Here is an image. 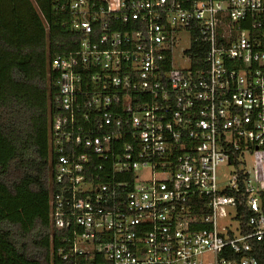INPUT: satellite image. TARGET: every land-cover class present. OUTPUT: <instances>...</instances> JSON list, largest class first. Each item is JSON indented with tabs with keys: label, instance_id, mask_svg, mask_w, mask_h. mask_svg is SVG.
<instances>
[{
	"label": "built area",
	"instance_id": "1",
	"mask_svg": "<svg viewBox=\"0 0 264 264\" xmlns=\"http://www.w3.org/2000/svg\"><path fill=\"white\" fill-rule=\"evenodd\" d=\"M60 11L76 36L49 61L52 264H259L264 0Z\"/></svg>",
	"mask_w": 264,
	"mask_h": 264
},
{
	"label": "trees",
	"instance_id": "2",
	"mask_svg": "<svg viewBox=\"0 0 264 264\" xmlns=\"http://www.w3.org/2000/svg\"><path fill=\"white\" fill-rule=\"evenodd\" d=\"M72 0H0V264H52L50 56L73 49ZM54 243V246H53ZM259 264L264 245L254 244Z\"/></svg>",
	"mask_w": 264,
	"mask_h": 264
},
{
	"label": "rangeland",
	"instance_id": "3",
	"mask_svg": "<svg viewBox=\"0 0 264 264\" xmlns=\"http://www.w3.org/2000/svg\"><path fill=\"white\" fill-rule=\"evenodd\" d=\"M246 168L253 175L256 172L259 173L264 181V151L258 152L253 157L249 156L246 160ZM219 177L229 180L230 174L227 170H221L219 172Z\"/></svg>",
	"mask_w": 264,
	"mask_h": 264
}]
</instances>
